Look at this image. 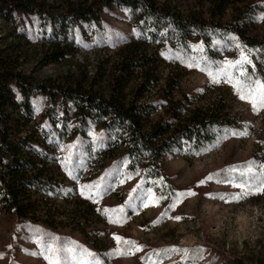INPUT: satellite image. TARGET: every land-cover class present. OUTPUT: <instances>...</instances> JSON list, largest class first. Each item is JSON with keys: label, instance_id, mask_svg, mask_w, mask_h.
<instances>
[{"label": "rangeland", "instance_id": "374dc122", "mask_svg": "<svg viewBox=\"0 0 264 264\" xmlns=\"http://www.w3.org/2000/svg\"><path fill=\"white\" fill-rule=\"evenodd\" d=\"M159 1L183 15L223 24L239 9L260 3L259 21L249 24L248 30L249 35L264 30V0H233L222 14L211 9L209 0ZM64 25L67 32L59 35V25L44 17L0 10V31L7 41L21 39L26 49L22 68L37 79L78 76L107 94L115 88L127 99L144 101L152 93L140 95L138 86L148 70L156 90L170 76L176 91L174 98L159 104L150 120L165 115L184 95L195 104L223 96L238 125L229 137L201 154L187 153L183 144L168 149L161 156L164 177L153 183L127 167L125 141L114 136L107 145L99 124L90 121L82 129L64 126L57 112L51 118L61 129L54 154L64 171L60 176L63 187L45 198L56 210L55 217L50 214L49 223L42 220L47 219L42 214L38 221L21 219L0 207V264H103V260L163 264L164 257L146 256L150 243L169 246L171 264H262L264 191L259 189L264 187V108L254 111L236 91L237 81L245 92L255 88L257 80L264 83L258 62L255 70L246 71L251 56L262 59L261 47L255 51L246 42L225 49L210 38L193 35L191 50L179 52L160 36L153 40L149 27L141 31L138 13L120 4L104 8L99 25ZM57 41L66 43L70 51L52 60ZM136 62L141 63L138 68ZM44 97L40 93L32 96L33 117L42 125L49 104ZM77 128L82 134L74 133ZM118 157L123 159L119 166L114 163ZM223 168L229 177L215 175ZM195 244L203 247L199 260L177 258V253Z\"/></svg>", "mask_w": 264, "mask_h": 264}, {"label": "trees", "instance_id": "16d2710c", "mask_svg": "<svg viewBox=\"0 0 264 264\" xmlns=\"http://www.w3.org/2000/svg\"><path fill=\"white\" fill-rule=\"evenodd\" d=\"M209 2L212 10L222 14L225 6L233 0ZM115 4L138 13L141 31L149 27L148 34L153 40L160 36L164 44L169 43L173 50L179 52L190 51V39L197 35L218 42L221 48L247 42L255 51L260 46L264 53V30L251 35L248 30L249 24L255 25L259 21V11L263 6L260 3L239 9L233 19L225 24L219 21L208 22L197 15H183L159 0H0V10L7 14L30 12L44 17L59 25L60 31L57 34L61 35V32H67L64 24L99 25L104 8ZM4 37L0 31V207L21 219L33 218L38 221L42 219V214L47 216V219L42 220L49 223L48 216L51 214L55 217L56 210L52 209L45 198L51 197L50 192H58L63 187L60 176L64 171L56 163L54 154L62 136L61 129L51 118L57 112L64 126H79L82 129L90 121L99 124L104 130L103 140L107 145L114 136L125 141L124 159L127 167L153 183L164 177L161 156L168 149L183 144L187 153L201 154L229 137L238 125L234 115H230L223 96L220 101L195 104L189 96L184 95V98L177 99L174 107L166 109L165 115L150 120L159 104H165L167 98H174L176 91L172 89L174 84L170 76L165 86L156 90L155 84L151 83L153 74L150 75L148 70L138 86V94L145 91L152 93L144 101L139 98L127 99L115 88L107 94L96 88L94 83L88 84L86 79L78 76L61 80L37 79L22 68L21 58L26 49L21 45V39L7 41ZM209 48L218 52L217 48V52L214 47ZM69 51L66 43L55 42L51 52L52 60L66 56ZM250 59V63L247 61V74L256 69V62L264 71V54L260 61L252 56ZM130 61L134 62L132 59ZM135 64L134 67L138 68L141 63ZM149 72L153 73L152 70ZM38 93L46 96L44 98L49 102L45 125L33 117L32 96ZM33 121L34 124L31 123ZM74 130L75 134H82V130ZM122 160L118 157L114 163L119 166ZM215 175L227 178L230 172L223 168L216 171ZM165 186L171 188L168 182ZM163 191L167 194L165 189ZM168 248L167 245L150 243L146 248V256L154 254L164 257L166 261L163 264H171L174 261L169 259L172 255L167 251ZM186 248L177 253V258L184 256L197 261L203 254V247L198 244ZM261 263L264 264V260ZM103 264L112 263L103 260Z\"/></svg>", "mask_w": 264, "mask_h": 264}, {"label": "snow or ice", "instance_id": "6c2138e0", "mask_svg": "<svg viewBox=\"0 0 264 264\" xmlns=\"http://www.w3.org/2000/svg\"><path fill=\"white\" fill-rule=\"evenodd\" d=\"M232 62H229V64L231 65ZM238 63V62H237ZM250 63V61H249ZM191 66V65H190ZM229 82H231V78H229ZM256 87L255 88H248L247 91L245 92L244 88H242L240 86V82L237 81V86H236V91L239 94V98L241 100H248L253 107L254 111H259L261 108H264V83L260 82V81H255L254 82ZM232 135H246V133H236L233 132ZM249 171H251V169H249ZM238 187H242L241 185H237ZM260 191H264V187H261L259 189ZM189 194H194V193H189ZM183 195V194H181ZM239 198V197H237ZM145 207H147L148 205L145 204ZM175 206V205H173ZM108 211V210H105ZM176 219H180V217H176ZM117 239H122L117 237ZM127 243H133L131 241H127Z\"/></svg>", "mask_w": 264, "mask_h": 264}]
</instances>
